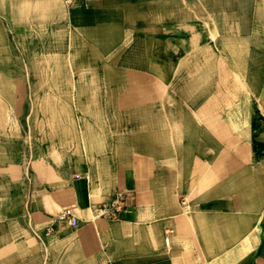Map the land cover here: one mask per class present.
<instances>
[{
    "label": "crops",
    "instance_id": "0c3cea01",
    "mask_svg": "<svg viewBox=\"0 0 264 264\" xmlns=\"http://www.w3.org/2000/svg\"><path fill=\"white\" fill-rule=\"evenodd\" d=\"M0 264H264V0H0Z\"/></svg>",
    "mask_w": 264,
    "mask_h": 264
},
{
    "label": "built area",
    "instance_id": "2783aa9c",
    "mask_svg": "<svg viewBox=\"0 0 264 264\" xmlns=\"http://www.w3.org/2000/svg\"><path fill=\"white\" fill-rule=\"evenodd\" d=\"M118 206L116 205V201L113 200L109 203V211L112 212L113 209L116 210ZM57 217L61 220H68L71 225H74L76 223V218L72 215V212L70 209L66 208L61 210L58 214Z\"/></svg>",
    "mask_w": 264,
    "mask_h": 264
},
{
    "label": "rangeland",
    "instance_id": "374dc122",
    "mask_svg": "<svg viewBox=\"0 0 264 264\" xmlns=\"http://www.w3.org/2000/svg\"><path fill=\"white\" fill-rule=\"evenodd\" d=\"M52 61H53V60H52ZM52 61H51V63H55V62H52Z\"/></svg>",
    "mask_w": 264,
    "mask_h": 264
}]
</instances>
